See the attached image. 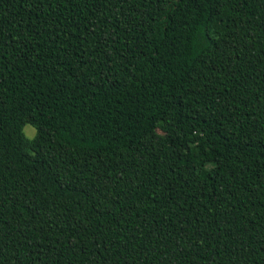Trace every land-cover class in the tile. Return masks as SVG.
<instances>
[{
	"label": "trees",
	"instance_id": "trees-1",
	"mask_svg": "<svg viewBox=\"0 0 264 264\" xmlns=\"http://www.w3.org/2000/svg\"><path fill=\"white\" fill-rule=\"evenodd\" d=\"M0 264H264V0H0Z\"/></svg>",
	"mask_w": 264,
	"mask_h": 264
},
{
	"label": "rangeland",
	"instance_id": "rangeland-1",
	"mask_svg": "<svg viewBox=\"0 0 264 264\" xmlns=\"http://www.w3.org/2000/svg\"><path fill=\"white\" fill-rule=\"evenodd\" d=\"M23 133L28 139L34 138L36 131L33 127L26 125L23 127Z\"/></svg>",
	"mask_w": 264,
	"mask_h": 264
}]
</instances>
